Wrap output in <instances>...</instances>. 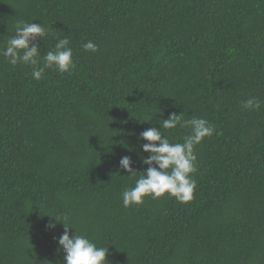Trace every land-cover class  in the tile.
<instances>
[{"label": "trees", "instance_id": "16d2710c", "mask_svg": "<svg viewBox=\"0 0 264 264\" xmlns=\"http://www.w3.org/2000/svg\"><path fill=\"white\" fill-rule=\"evenodd\" d=\"M20 21L45 28L41 65L67 37L74 67L37 81L0 56V264H64L65 226L108 264H264V103L241 106L264 101V0H0V48ZM173 113L216 129L194 149V198L124 207L140 133L190 134L161 129Z\"/></svg>", "mask_w": 264, "mask_h": 264}, {"label": "clouds", "instance_id": "9594fccd", "mask_svg": "<svg viewBox=\"0 0 264 264\" xmlns=\"http://www.w3.org/2000/svg\"><path fill=\"white\" fill-rule=\"evenodd\" d=\"M45 28L39 23L20 21L15 28V35L10 37L6 44L0 48V56L7 58L8 62L31 65L32 78L39 81L46 69H55L60 73H66L74 67L73 51L69 47L70 40L60 38L54 46L40 60V49L37 38L46 36ZM85 51L96 52L98 46L89 41L83 45ZM264 101L256 97L241 102L246 110H259ZM149 117L145 122H150ZM161 129H175L190 127V134L182 137L183 142H170L167 136L156 127H150L140 133V138L147 141L142 145L143 152L148 156L142 157V163L147 166L146 171L140 174L135 181V186L126 188L122 194L123 206L139 205L146 196L158 199L165 195L174 197L180 203H188L194 198L196 180L194 174L197 171V157L194 153L195 146L206 137H211L216 129L208 120L193 117L185 120L183 114H171L167 119L159 121ZM132 160L129 156L121 157L119 166L130 174H135L132 168ZM56 221L58 220L55 216ZM66 219V217H65ZM61 222V221H60ZM64 224V223H63ZM65 226V224H64ZM48 230H54L56 223L49 221L45 226ZM68 227L58 238V246L64 252V264H108L106 256L108 249L97 247L86 236L77 233L70 237Z\"/></svg>", "mask_w": 264, "mask_h": 264}]
</instances>
